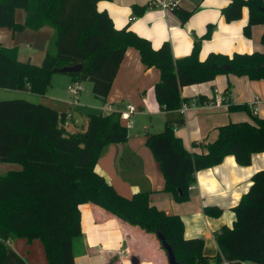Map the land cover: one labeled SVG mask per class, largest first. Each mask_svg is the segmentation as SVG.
<instances>
[{
  "label": "trees",
  "instance_id": "1",
  "mask_svg": "<svg viewBox=\"0 0 264 264\" xmlns=\"http://www.w3.org/2000/svg\"><path fill=\"white\" fill-rule=\"evenodd\" d=\"M99 1L112 0H0V28L14 32L43 27L54 30L39 66L19 62L15 49L0 48V88L45 96L55 70L81 65L80 72L64 75L70 81H89L92 95L105 102L128 48L138 51L146 68L159 70L154 93L164 112L177 111L186 101L180 97L182 87L211 82L219 75L264 80L262 52L231 57L212 53L200 61V40L196 39L190 55L174 59L167 42L153 50L147 40L128 29L115 30L109 16L97 11ZM228 1L222 10L226 22L240 19L242 8L248 9L245 36L252 26L264 24V0ZM144 9L134 7L135 16ZM17 10L25 12L22 24L15 22ZM173 11L182 23L192 14ZM261 40L264 43V34ZM228 110L250 114L246 105H233ZM63 119L62 114L42 104L22 99L0 101V163L21 166L0 175V264H25L9 245L16 239L39 240L47 264H74L73 241L81 235L82 204L98 207L147 234L160 233L179 264H264V169L252 175L250 187L233 208L232 226H223L214 234L217 255L207 257L203 254L204 240L186 239L182 219L151 206L148 192L125 198L95 171L103 149L128 138L120 114H88L74 132L65 130ZM183 123L181 118L166 121L162 132L146 140L164 178L163 191L177 203L189 200L197 172L219 165L227 156L246 167L252 155L264 152V118L251 115V122L217 128L216 139L207 143L201 154L187 151L175 136L174 128ZM221 213L214 207L204 208L209 217Z\"/></svg>",
  "mask_w": 264,
  "mask_h": 264
},
{
  "label": "crops",
  "instance_id": "2",
  "mask_svg": "<svg viewBox=\"0 0 264 264\" xmlns=\"http://www.w3.org/2000/svg\"><path fill=\"white\" fill-rule=\"evenodd\" d=\"M149 1H99L96 9L109 16L115 30L128 29L147 40L153 50L169 43L174 59L190 55L196 39L200 40V61L212 53L229 57L264 53L259 44L264 30L254 31L251 38L244 35L249 20L246 7L242 8L240 19L226 22L222 10L228 6V0H176L178 10L192 11L182 23L175 11L163 12L150 6ZM134 7L145 9L135 16ZM24 20L25 12L17 10L15 22L22 24ZM53 38L54 30L50 27L20 32L0 28V48L15 49L19 62L36 66L41 64ZM55 75L45 96L0 88V101L22 99L47 106L64 116L62 124L67 132L69 128L80 129L88 114H121L126 112L127 106L136 108L130 119L120 117L121 124L128 129L126 142L106 146L95 171L125 198L148 192L151 206L167 215L179 216L184 224V237L203 239V254L215 257L218 247L214 234L223 226H232L233 208L250 187L252 175L264 169V152L252 155L246 167L239 166L233 156H227L219 165L197 172L189 200L177 203L171 194L163 191L165 181L146 140L149 135L162 132L166 121L181 118L184 123L174 128L175 136L190 153H204V146L216 139L217 128L229 123L251 122V115L264 118V80L229 74L219 75L211 82L182 87L180 97L186 101L181 106L186 104L187 110L181 115L179 110L164 112L160 108L154 93L160 72L155 67L146 68L133 48L125 51L105 102L91 94L92 84L85 81L76 104H71L66 91L70 78ZM216 97L222 100L220 107L214 105ZM233 105H246L251 115L246 111H229ZM20 169L18 164L0 163V175ZM207 207L217 208L222 213L216 218L206 216L204 208ZM79 214L81 235L73 241L74 264H168L156 235L123 224L90 204L80 205ZM9 245L25 264H47L39 240L16 239Z\"/></svg>",
  "mask_w": 264,
  "mask_h": 264
},
{
  "label": "built area",
  "instance_id": "3",
  "mask_svg": "<svg viewBox=\"0 0 264 264\" xmlns=\"http://www.w3.org/2000/svg\"><path fill=\"white\" fill-rule=\"evenodd\" d=\"M149 5L152 7H156L163 12L173 11L178 8V2L176 0H150ZM81 89L82 83L77 81H70L69 85L67 86V93L71 98V104H76ZM255 102H258V98L255 99ZM214 105L220 107L222 105V100L219 97H216ZM186 110L187 105L183 104L179 109V112L182 115ZM134 112H136V108H134L133 106H127L126 112L121 113L120 117L128 120L131 118V115L134 114Z\"/></svg>",
  "mask_w": 264,
  "mask_h": 264
},
{
  "label": "water",
  "instance_id": "4",
  "mask_svg": "<svg viewBox=\"0 0 264 264\" xmlns=\"http://www.w3.org/2000/svg\"><path fill=\"white\" fill-rule=\"evenodd\" d=\"M262 12H264V8L261 9ZM82 70L81 65H75V66H68V67H63L61 69L55 70V73L59 74H65V73H78ZM179 194H181V191L179 190ZM156 238L159 240L162 249L165 251L166 256H167V263L168 264H179L174 256L173 251L171 250L170 246L167 244L165 241L164 237L160 234H156Z\"/></svg>",
  "mask_w": 264,
  "mask_h": 264
},
{
  "label": "rangeland",
  "instance_id": "5",
  "mask_svg": "<svg viewBox=\"0 0 264 264\" xmlns=\"http://www.w3.org/2000/svg\"><path fill=\"white\" fill-rule=\"evenodd\" d=\"M264 30V25L263 24H259V25H254V26H252L251 28H250V31H249V36H247L248 38H251L253 35H254V31H260V33L262 32ZM260 38H259V44H260V46L261 47H263L261 50L262 51H264V43H262V40H261V37H262V35H260L259 36ZM56 75L58 76V77H60V78H65V76L66 75H62V74H57L56 73ZM55 75V76H56ZM238 77H242V76H238ZM89 84H91L89 81H87ZM66 91H67V89H66ZM68 94V93H67ZM92 94V93H91ZM69 95V94H68ZM90 96H92V95H90ZM67 113H69V110L67 111ZM70 130V132L71 131H74V130H72L71 128H69Z\"/></svg>",
  "mask_w": 264,
  "mask_h": 264
}]
</instances>
